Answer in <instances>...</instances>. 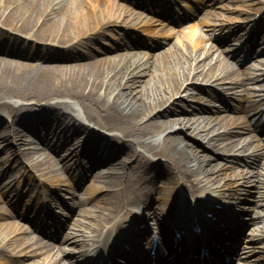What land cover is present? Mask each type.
Listing matches in <instances>:
<instances>
[{"label": "bare ground", "instance_id": "obj_1", "mask_svg": "<svg viewBox=\"0 0 264 264\" xmlns=\"http://www.w3.org/2000/svg\"><path fill=\"white\" fill-rule=\"evenodd\" d=\"M250 4V8L256 9L254 11L257 12L264 5V0H251ZM127 12L124 5L117 0H0V135L2 140L8 141L0 152L3 153L7 149L13 151L17 145H21L22 127L27 129V126H30L36 134H40L42 130L39 124H48L49 127L39 139H27L20 155L15 151L12 158L9 153L6 157L0 155V174L12 171L19 163L28 160L34 169L60 182L63 178L60 174V170H63V160L68 166L70 158L78 149L74 144H77L76 140H79L82 130H86L85 134L90 132L88 145L92 146L85 147L89 154L96 153L95 145L100 144L102 140L106 143L105 147L117 145L119 151L125 148V158L115 163L110 162L108 167H102L99 169L100 172L91 174L90 186L93 190L101 188L108 190L104 191L92 206H83L81 214L84 219L74 223L72 230L70 228L63 239L81 246L109 226L117 233L116 236L120 237L123 231L118 230L115 218L119 216V211L127 206L126 203L133 204L140 196L158 197L162 209H171L173 198L177 196L179 189L192 192L196 202L201 203V207L204 208H207L209 204L206 202H210L215 194L220 198L225 194V191L215 193L212 190L197 189L196 184L198 186L204 178L207 183L210 181L211 184L219 182L223 184L222 186L226 185L225 182L233 175L235 164L237 162L243 164V158L227 157L219 168L218 163L213 162L215 157L202 152L203 150L197 146L196 143L201 144L198 137L206 141L205 145L208 147L206 149L210 152L213 150L225 153L231 150L243 152L248 149L249 134L238 136L237 132L248 133V126H251L243 118L232 117L229 114L213 116L198 113L202 110L216 112L226 108L224 105L212 104L215 101L213 98L217 97L218 101L220 100V94L217 95L210 89L209 100L206 101L211 103L210 106L194 102L196 98L194 94L188 100L173 99L168 109L162 108L168 99L192 87L188 82L189 78L209 79L212 77L209 73L213 70L216 81L220 82L218 83L226 91L228 98L235 102L236 108L244 112L258 108V102L254 99L247 102L245 97L239 98L234 93V84L244 81L233 76L249 72L253 69L251 67L241 70L235 66L229 67L227 61L223 59L214 63L205 57L198 60L189 50L177 46L151 54L148 62L134 61L135 54L131 52L118 51L112 54V50L106 47L97 55L91 48L86 51L71 49L72 41L79 36L97 39L105 35L106 29L112 25L111 22L114 21L117 25V19L124 15L125 20ZM3 28L12 29L22 36L27 35L25 38L28 40L29 48L24 50L22 47H10L16 43L11 44L6 40L14 38L7 37ZM96 28L99 31L92 32L94 29L97 30ZM189 32L193 49L201 46L204 38L196 35L194 28ZM247 40L250 41V37ZM119 43L126 45L123 41ZM35 57L36 62L30 61ZM219 67L221 71H218ZM258 78L256 75L248 77L251 80ZM246 93L251 94L249 91ZM8 94L18 96L26 94L25 96L36 102L41 100L40 109L26 110L23 107L20 109L4 100L3 95ZM75 105L82 116L74 113ZM156 108L161 109L154 113ZM9 109L13 123L1 124L7 120L3 111ZM188 109L191 112H188ZM177 112L183 115L168 116ZM60 120L68 121L67 125L70 128L66 137L59 138V141L62 138L66 140L52 149L50 141L54 133L53 127ZM31 121L35 122L34 125L39 123L33 126ZM173 124L184 127L186 130L184 133H190L194 138L172 131L164 133L169 127H173ZM220 128H224L221 133ZM65 130L66 127L61 131ZM54 135L53 139L58 133L55 131ZM65 146L66 152L63 153L65 155L61 160L62 153L60 156L56 153ZM144 152L159 156L154 161L161 170L159 171L161 175H164L163 184L166 185L158 184L161 180L157 181L155 176L159 172L148 179L149 164ZM256 154L258 157L254 164L263 168L264 150L260 149ZM112 168H116L117 172L114 173ZM262 168L256 171L254 180L255 187L262 184L264 189ZM239 174L244 178L241 182H245V169ZM200 175L201 177H198ZM261 196L264 205V193ZM84 202L85 198L82 197L78 205H84ZM151 205V212L160 213L156 205ZM257 205L251 207L252 212H259L255 209H259ZM262 208L264 209V206ZM135 212L132 211V214ZM252 214L253 219L264 220L262 214L257 216ZM5 215H9L8 209L0 205V218ZM141 216L144 219L143 214ZM157 224L159 220L154 223L156 226ZM105 233L104 243L109 236V232ZM260 236L264 238V225L261 226ZM253 237L247 238V242L255 240ZM136 240L137 238L133 237L132 244L134 242L138 248ZM148 244L149 240L145 238L144 245ZM65 251L70 253L64 245L52 244L38 235H32L20 221L0 222V264H37L39 252L49 253L48 257L52 254L53 262L76 264L71 254L63 260L62 253ZM262 258L258 257L260 260ZM19 261L21 262L18 263Z\"/></svg>", "mask_w": 264, "mask_h": 264}, {"label": "rangeland", "instance_id": "obj_2", "mask_svg": "<svg viewBox=\"0 0 264 264\" xmlns=\"http://www.w3.org/2000/svg\"><path fill=\"white\" fill-rule=\"evenodd\" d=\"M228 1H230V0H228ZM249 2L250 1H248L246 3V2H243V1H235V0H233V2L231 3L232 13L234 15L235 14H238L239 15V12H240V14H243L244 13L246 15L247 12H242V9H247L248 10ZM239 16H241V15H239ZM2 26H4V25H2ZM111 28L113 29V27H111ZM161 28H162V26L158 28L157 32H154V33L151 32L152 33V36H146V37L143 38L144 39L143 41L145 43H149L150 45L155 46V50L148 49L146 47H143L141 49L140 46H138V45L134 46L132 44L131 49L130 48L129 49H126L127 48L126 47L125 49H120V51H126V50H128L132 54H135V56L133 57V60L134 61H138V62L139 61L140 62H148V61H150V57H151V54L150 53H154L153 51L158 52V50H160L162 48V46L164 45V43L167 44L168 46L171 45V44H173L177 40L176 39V35L179 33V31H181V30H179V31L173 30L171 32V36H164L163 32H161V30H159ZM3 29L5 30L4 33L6 34V36H8V37L11 36V38H14L16 40L17 44H19V45L21 44V46H23V49L24 50H26L27 48H29L26 45V43H27L28 40L25 39L22 35L18 34L16 31H14L12 29H9V28H3ZM112 29H109L107 31V35L105 34V36H102L100 38L93 39V40L90 39V38L87 40L85 38H79V37H77V38H75L72 41V47H71V49H73V50H76V49L86 50L88 44H89V46H95L97 48L104 47V46H107V47L112 48V45H113L112 42H116L118 40V38L120 37V36H117L112 31ZM130 34H131L130 37L134 41H137V38L135 37L134 32L132 31V33H130ZM110 37H111L112 40L113 39L114 40L112 41L110 39ZM125 40L128 41V38L126 37ZM175 44H178V40H177V42ZM178 46L181 47L182 45H178ZM92 48H94V47H92ZM117 48H119L118 45H117ZM184 49H185V47H184ZM187 49H189V51H191L192 53H194L193 50L190 47H187ZM113 50H118V49H113ZM98 51H99L98 49H94V52H95L96 55L98 54ZM32 53L34 55L36 54L34 51ZM111 53L114 54V53H116V51H111ZM199 53L202 55L201 57H203L204 55H206V56H208L207 58H209V59L213 56L214 57L213 58V61L215 60V58L217 56H220L221 58H226V56L221 52V50H219L215 45H212L210 43H207L204 47L200 48L199 49ZM24 59H28V58H24ZM262 59L263 58L258 57V59L255 61L256 64H257V67H258V71H261L260 68L263 67V65H262ZM30 61H35L36 62L37 61V57H35L34 60L31 59ZM198 81H200V82H196L195 83V88H198V85H200V83L202 85H205V87H210V85L212 84L211 82H207V81H204V80L203 81L202 80H198ZM259 86L260 87H264V84H259ZM211 87H213V86H211ZM217 87L220 90H223L219 86H217ZM238 89H241V88H238ZM193 90H195V89H189L187 91H181V93H177L176 96H174L173 98H170L164 104V106H162V108L167 107V109H168V106L170 104H172V100L173 99H180V98H187V97L190 98V97H192L191 96L192 93L190 91H193ZM196 92H198V96H200L202 94L201 93L202 92V89H199ZM25 95L26 94H23L21 96H18V95H9L8 94V95H3V98H4V100H7L12 105H15L16 107H18L20 109H22V107L24 109H26V110H29V109H32V110L40 109V103L42 102L41 100H39V101L36 102L31 97H28V96H25ZM206 99H207V95H204V99L200 98L197 101H199L200 103H204V101H206ZM65 100H68V99H65ZM176 106H177V104L174 105V108L175 109H176ZM74 108H75V110H73L74 113L77 114V115H79V116H82V113L80 112L78 106L75 105ZM159 109H161V108H156L155 111H154V113H156V111H158ZM3 112H5L4 115H5V118L7 120H4L1 124H4L6 122L13 123V116H11L12 113L10 112V109H9V111L8 110H4ZM172 112H174V111H172ZM188 112H191L190 109H188ZM202 113H204V114H211V112H206V111H203ZM174 114L183 115L181 112H179V113L177 112V113H171V115H168V116H174ZM221 114H224V112H221ZM61 122H63V121H61ZM173 125H174L173 127H169L166 131H164V133L169 132V131H172L175 134H182L185 137H186V134H187V136H191L190 138L193 137V135H191L190 133H184V131H186L184 129V127L180 126L179 124H173ZM21 138H22L21 144H23V142H25L29 138L35 139V135H32L29 132L28 129L25 130V128H22L21 129ZM82 139H85V137L82 138ZM199 140H202V138H199ZM7 143H8V141H4V140L2 141V139H0V148H2L3 146H6ZM23 146H25V145L23 144ZM23 146L21 147V145L20 146L17 145L15 152L20 155L22 153ZM200 149H203V147H201ZM7 152L11 153L12 150L7 149V150L3 151V153H1V155L4 156V155H6ZM124 153H125V151H123V153H120L117 157H115L114 161H117L120 157L125 158L126 155H124ZM217 154L218 153L215 152V155H217ZM220 160H221V157H217V161L215 160L213 162H218ZM31 169H33V168L31 167ZM31 169H30V163L27 160L24 163L18 165L10 173L5 174L4 176L1 177L3 179H2V181H0V183L2 185L8 184L9 187H11L13 191L7 192V196L9 194V199L12 200L11 202L5 200L4 202H1L0 203V204L4 205L6 208H8V210H9V212H10L11 215H8L7 218L0 219V221L18 220L21 223H23L26 227H31L28 224V219H26L24 217H20V215H19V213H20L21 210L26 211V208L29 207L24 202V198H26L25 195H26L27 189H28V186H26V185H27V182L29 180H27V182L21 181V182H23V185L21 184V182H19L17 180H14L12 183L9 184V181H11L9 179V177L10 176H15L17 174L20 175L21 172H24L25 171L26 173H29L32 176L35 175V178L30 179V181L32 180L35 183H36V181L39 182V180H42L43 179L44 181H48L51 184V186H53V183L55 181L51 176L48 177V174L43 173L40 170H35V169L31 170ZM60 174L67 176V171L66 170H60ZM89 182L90 181L88 179H86L85 177L79 178L78 180L71 179L72 185L69 184L70 182H66L64 180L63 183H62V184H64L63 185L64 189H62L63 190L62 192L63 193L64 192H68L69 189H71V187L74 186L73 191L76 190L77 193H80L81 195H89V194L90 195H95L96 192L92 191V189H89V187H91V186H88L89 185ZM35 183L30 184L31 187L28 190L29 192L32 191L35 187H37V190L38 191H41V189H40L41 188V184H37L36 183L37 185H35ZM25 186H26V188H25ZM42 186L43 187H47L48 184L46 182H42ZM35 194L36 193H34L32 195H35ZM12 202H17V205L19 206V208H16L12 204ZM80 208H81L80 206L77 207V211H75L74 215L72 216V219H71V222L69 223V226L72 224V222H74L76 220H82L83 219L82 215L79 214V212L82 211V210H80ZM15 218H17V219H15ZM30 229H31V231L34 234H37V235L43 237L45 240H47V241H49L51 243H55V244H59L60 243V242H58V234L57 233L52 235V234H49V232L48 233L47 232H42L41 230H38V231L35 232V230H34L33 227H31ZM61 239H62V234H61L60 240ZM69 246H72V244H70ZM43 257H44V255H41V256L38 257L40 259H39V262L37 264H47L48 262H50L51 256L48 257V258L47 257H44L43 258ZM25 260L27 261V259H25ZM20 262L21 261H19L18 263H20ZM50 264H53V262H50Z\"/></svg>", "mask_w": 264, "mask_h": 264}]
</instances>
